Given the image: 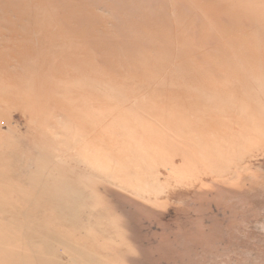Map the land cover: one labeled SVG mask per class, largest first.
Wrapping results in <instances>:
<instances>
[{"label":"rangeland","instance_id":"obj_1","mask_svg":"<svg viewBox=\"0 0 264 264\" xmlns=\"http://www.w3.org/2000/svg\"><path fill=\"white\" fill-rule=\"evenodd\" d=\"M0 264H264V0H0Z\"/></svg>","mask_w":264,"mask_h":264},{"label":"bare ground","instance_id":"obj_2","mask_svg":"<svg viewBox=\"0 0 264 264\" xmlns=\"http://www.w3.org/2000/svg\"><path fill=\"white\" fill-rule=\"evenodd\" d=\"M257 71V70H256ZM208 76V75H207ZM199 77V76H198ZM200 79V78H199ZM210 80V79H209Z\"/></svg>","mask_w":264,"mask_h":264}]
</instances>
